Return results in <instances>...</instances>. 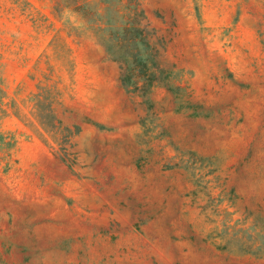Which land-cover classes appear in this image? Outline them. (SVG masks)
Returning a JSON list of instances; mask_svg holds the SVG:
<instances>
[{
	"label": "rangeland",
	"instance_id": "rangeland-1",
	"mask_svg": "<svg viewBox=\"0 0 264 264\" xmlns=\"http://www.w3.org/2000/svg\"><path fill=\"white\" fill-rule=\"evenodd\" d=\"M72 1L0 0V264H264V0Z\"/></svg>",
	"mask_w": 264,
	"mask_h": 264
},
{
	"label": "trees",
	"instance_id": "trees-1",
	"mask_svg": "<svg viewBox=\"0 0 264 264\" xmlns=\"http://www.w3.org/2000/svg\"><path fill=\"white\" fill-rule=\"evenodd\" d=\"M73 3H76L77 0H73L72 1ZM101 2L104 3V5H112V4H115V3H121V0H115V1H112V0H101ZM137 5L138 3H133V12L135 15H137ZM141 12V11H140ZM132 58H134L136 55L135 54H131ZM120 81L123 83L124 79H123V76H120ZM53 85H39L38 86V89L40 90V92L38 93H35L34 94V100H36V106H38V109H45L49 112L52 111L51 109V105L52 103L54 102L55 100V97L49 93H51V90H52V87ZM41 114V113H40Z\"/></svg>",
	"mask_w": 264,
	"mask_h": 264
}]
</instances>
